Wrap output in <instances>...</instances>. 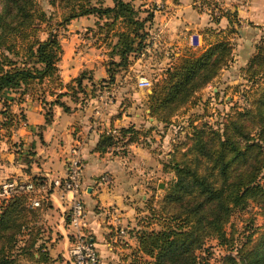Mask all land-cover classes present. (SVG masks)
I'll return each instance as SVG.
<instances>
[{
	"label": "trees",
	"instance_id": "1",
	"mask_svg": "<svg viewBox=\"0 0 264 264\" xmlns=\"http://www.w3.org/2000/svg\"><path fill=\"white\" fill-rule=\"evenodd\" d=\"M56 2L66 11L61 28L78 17L95 16L97 35L107 40L103 44L109 47L105 63L108 83L128 68L131 58L146 48V27L152 12L146 11L148 15L140 17L141 10L131 0H112L111 6H103L102 0H53ZM202 3L217 9L218 14L208 13L213 22L220 16H229L216 0H202ZM51 19L34 0H0V100L4 104L0 114L8 116L12 111L11 103L24 101L26 95L34 99L36 93L28 87L45 80L55 81L60 90L54 94L56 99L50 102L45 113L47 120L52 117L54 104L64 111L70 110L61 101L62 97L78 100L79 94L82 98L86 96L84 80L91 81V77L85 71L67 83L60 78L58 62L62 47L57 31L49 27ZM99 20L104 21L99 23ZM232 28L217 33L208 30L221 36L199 54L178 57L165 70L161 83L156 84L149 95L151 116L165 121L232 61L233 44L224 38L233 33ZM44 31L46 35L42 39L38 34ZM111 37L115 38L112 43ZM255 49L245 67L246 79L252 85L247 105L228 115L221 128H193L183 157L172 159L174 179L162 204V208L168 207V216L160 229H148L139 223L141 228L136 232L138 250L133 255L141 253L149 258L143 264H209V252L204 249L207 254L199 255L197 251L204 248L207 238L219 241L227 238L224 226L232 213L245 209L251 202L262 210V230L255 239L248 236L250 244L244 243L235 254L223 256L220 264H264V41L257 43ZM106 81L98 86L91 83V93L108 86ZM4 92H14L16 96L6 99L2 97ZM17 126L15 123L14 128ZM117 132L118 135L102 133L96 149L103 153L119 143L125 150L127 145L137 141L139 130L129 125ZM30 179L36 183L45 180L36 176ZM44 201L47 202L44 199L42 203ZM31 213L25 194L0 204V264H17L11 251L24 230L28 231V239L19 248L20 254L28 256L34 264L50 261L48 253L37 245L39 231L28 226Z\"/></svg>",
	"mask_w": 264,
	"mask_h": 264
},
{
	"label": "crops",
	"instance_id": "2",
	"mask_svg": "<svg viewBox=\"0 0 264 264\" xmlns=\"http://www.w3.org/2000/svg\"><path fill=\"white\" fill-rule=\"evenodd\" d=\"M150 2L155 8L152 21L146 27V48L131 58L128 68L116 74L111 83H108L105 64L108 57L104 54L108 49L88 30L94 27L96 18L88 15L71 20L61 34L59 75L62 82L67 83L87 71L91 81L84 80V84H88L86 96L78 100L62 97L61 101L70 110L64 111L54 104L49 120L41 101L26 95L25 101L12 102L11 110L19 109L23 117L11 137L21 145V154L10 149L4 153L0 151V158L6 157L0 163V183L9 177L36 176L50 180L65 175L68 150L79 143L84 162L82 199L87 231L99 254L100 264H127L131 254L137 252L136 232L141 228L137 216L143 213L138 208L142 206L145 184L151 185L144 178H150L157 170L155 155L137 143L130 144L124 154L119 152L121 147H112L103 153L96 149L102 133H114L121 127L144 123L139 113L142 103L138 94L150 88L140 86L138 79L145 77V65L153 63L161 77L178 57L187 51H203L221 36L216 35L218 31L242 23L243 19L252 26L245 29L247 38L239 41L240 46L245 45L246 61L249 49L253 50L256 44L255 38L264 35V0H220L229 7L224 9L229 16H220L215 22L208 12L194 6V0ZM210 29L216 33L208 32ZM238 57L236 55L235 63L239 62ZM104 80L108 86L98 89L96 94L89 91L91 83L98 86ZM6 93L8 99L16 96L14 92ZM103 100L108 102L104 104ZM46 200L49 207L45 208L44 222L54 236L49 243L50 255L68 258L67 249L73 237L68 226L67 201L56 191ZM118 228L126 229L125 235L118 234Z\"/></svg>",
	"mask_w": 264,
	"mask_h": 264
},
{
	"label": "rangeland",
	"instance_id": "3",
	"mask_svg": "<svg viewBox=\"0 0 264 264\" xmlns=\"http://www.w3.org/2000/svg\"><path fill=\"white\" fill-rule=\"evenodd\" d=\"M34 1L47 13V15L52 17L49 27H52L51 31H57V36L60 40L61 34L67 30L65 27H59L62 26L60 23L63 24L62 17L65 15L66 11L64 8H61L57 2L53 3V0ZM131 2L136 8L141 10L140 17L142 18L148 15L146 14V11L152 12L155 8V4L150 2V0H131ZM217 3L222 10L225 8L229 9L228 6H224V2H220L219 0ZM112 4V0H102L103 6H111ZM103 21L104 20H99V23ZM151 21L152 19L150 22ZM150 22L148 21L147 24ZM96 23L97 20L95 19L94 27L89 28L88 30L92 33V35L94 33L96 41H102V43L105 42L104 44H106L107 40L105 41L103 37H99V35H97L98 27ZM232 27L233 33H228L226 36L224 35V38L229 39L233 44L232 61H230L210 83H208L205 87L198 89L185 103H183L180 107L178 106L172 115H170L165 121L151 116L149 108V95L152 93L153 87L156 84L161 83L162 76H159L160 71L157 70V66H152L153 63L145 65L144 67L146 69L144 76L150 82L148 86L150 88L149 91H139L138 94L142 103L139 113L143 118L144 123L142 122L140 126H133L136 130H139L137 141L135 143L141 146L146 152L153 153L158 162H154L157 167L156 173L151 175L150 178H144L147 179V183H151V185L145 184L142 191L144 195L142 199V206L138 208L143 212L137 216L138 223L148 229H160L164 218L168 216L166 212L168 207L165 206L162 208V204L165 195L169 190L170 183L174 179V172L171 169V161L174 158L179 159L183 157V153L187 151L190 145V137L192 135L193 128L201 126H211L215 129L221 128L222 123H224L228 115L232 114L235 109L247 105V94H249V89L252 85L246 79L248 72L245 71V67L248 61L244 60L246 57V51L244 48L245 45L243 46L242 44L240 46L239 41L247 38V32L245 29L252 26L251 23H247L246 20L243 19L242 23L238 22V24H235ZM45 35V31L38 34V36L42 39ZM255 39L256 44L260 43L261 41H264V35H259V37ZM114 40L115 38L111 37L110 42L112 43ZM105 48L109 49L107 45ZM255 50V46L253 47V50L249 49L248 60L250 56L255 53ZM201 51L202 50L200 49L187 51L184 55L189 53L199 54ZM104 54L108 57L107 51ZM236 55L239 56L237 58L239 62L237 63L234 62ZM85 73L88 75V72L85 71ZM86 81L85 83H87ZM84 86L88 87V84H84ZM25 89H27V87ZM28 89H30L29 91L36 93L33 100H41L42 104L45 103V112L49 110L50 102L56 99L54 94L60 93V90L53 80H45L41 84H31ZM90 90L91 85L89 91ZM95 90L96 88L94 91ZM96 93L97 92L94 94ZM5 94L7 93L4 92L2 97H5ZM82 96L83 95H80V97ZM28 97L31 98L29 95ZM5 98L8 99L7 97ZM126 99L128 98L126 97ZM25 100L26 99L24 98V101ZM3 105L4 104L0 100V109L3 108ZM9 113L10 114L8 116L0 114V143H2V146L0 145V151L4 153L10 149L21 154V145H19L17 139L15 140L11 137L14 130H16L19 126V121L17 119L22 117V112L17 109L16 111H11ZM163 113L164 112H162V114ZM15 123H17L18 126L14 128ZM113 134L116 135L115 133ZM117 144L118 145L113 147H121L119 143ZM129 145H127L126 148ZM18 147L20 148L18 149ZM125 151L126 150H122V148L119 150L121 154H124L123 152ZM4 160H6L5 156H3L2 159L0 158V163L4 162ZM262 173H264V169ZM11 179H16V177H9L2 182ZM17 179L25 178L18 177ZM159 183H162L163 186L158 187ZM4 201V198L0 196V204L4 203ZM47 207H49L48 202L44 201L41 206L33 209L30 208L32 210V213L29 215L31 222L28 225L31 229H33V231H39L36 241L37 245L40 244L42 251L47 252L51 258L49 259V262L43 264H70L68 258L63 257L60 254L56 257H52L50 255L49 243H51V239L54 236L51 234L52 229H50L49 225L44 222V213L45 208ZM261 213L262 210L253 202H251L243 210H235L228 223L224 226V233L227 238L222 241L213 237L207 238L205 240L204 248L197 251V253L199 255H204V253L207 254L206 251H208L209 254L207 259L209 264H220L223 256L230 253L235 254L236 250L244 243H246V245L250 244L251 242L248 240L249 235H251L252 239H255L259 235L263 224ZM27 233L28 231L24 230V232L18 237L16 246L11 251L17 264H34L28 256L23 253L20 254L19 252V248L24 246L26 239H28ZM204 249L206 251H204ZM146 259L149 260V258H146L141 253H136L134 255L131 254L130 260L128 261L127 259V264H143L144 261H147Z\"/></svg>",
	"mask_w": 264,
	"mask_h": 264
},
{
	"label": "built area",
	"instance_id": "4",
	"mask_svg": "<svg viewBox=\"0 0 264 264\" xmlns=\"http://www.w3.org/2000/svg\"><path fill=\"white\" fill-rule=\"evenodd\" d=\"M218 1V0H216ZM198 9L218 14L217 9L210 8L195 0ZM138 84L148 87L150 82L146 77H140ZM104 104L108 101L103 100ZM118 135V132H114ZM84 162L79 151V143L72 145L66 158V172L63 177H55L50 180L36 183L30 178L11 179L0 184V196L8 200L18 194L28 197V206L37 208L44 199L56 191L61 198H65L68 205V226L72 231V242L67 249V257L70 264H100V257L95 244L91 241L87 231L86 211L82 194L84 192L82 173ZM118 234L125 235L126 229L118 228Z\"/></svg>",
	"mask_w": 264,
	"mask_h": 264
},
{
	"label": "water",
	"instance_id": "5",
	"mask_svg": "<svg viewBox=\"0 0 264 264\" xmlns=\"http://www.w3.org/2000/svg\"><path fill=\"white\" fill-rule=\"evenodd\" d=\"M162 186H163V184H162V183H159V184H158V187H162Z\"/></svg>",
	"mask_w": 264,
	"mask_h": 264
}]
</instances>
